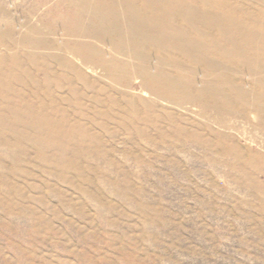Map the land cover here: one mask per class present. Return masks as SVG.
Listing matches in <instances>:
<instances>
[{"label": "rangeland", "instance_id": "374dc122", "mask_svg": "<svg viewBox=\"0 0 264 264\" xmlns=\"http://www.w3.org/2000/svg\"><path fill=\"white\" fill-rule=\"evenodd\" d=\"M99 2L0 0V264H264V69L131 64Z\"/></svg>", "mask_w": 264, "mask_h": 264}, {"label": "bare ground", "instance_id": "6f19581e", "mask_svg": "<svg viewBox=\"0 0 264 264\" xmlns=\"http://www.w3.org/2000/svg\"><path fill=\"white\" fill-rule=\"evenodd\" d=\"M99 3L110 6L109 9H99L98 26L106 29V36L115 38L117 48L113 49L114 55L116 54L118 57L126 54L131 64L144 56L139 57V54L146 55L147 51L148 53L157 51L160 54L172 51L176 55L174 58L175 67L180 61L179 54L189 57L195 63L196 60L207 58L209 55L217 58L219 55L223 57L224 54L227 56L231 54L236 55L234 60L237 59L236 61L239 63L243 62L245 66L254 65L256 68H260V71L264 69V59L262 62L260 60V56H264V0H100ZM182 19L186 20L189 25L181 26L179 21ZM215 30H218L220 35L226 38L228 45L229 42L232 44V49L224 48L227 44L222 42L224 39L219 41V39L213 38L216 36L213 34L216 32ZM217 37L220 38V36ZM162 60L165 59L162 58ZM146 64L145 71L149 73L151 65ZM157 71V75L165 83H171L177 87L183 84L179 78L166 73L162 68ZM136 81L141 80L136 79ZM205 84V87L209 86L210 88L209 83L208 86L207 83Z\"/></svg>", "mask_w": 264, "mask_h": 264}]
</instances>
